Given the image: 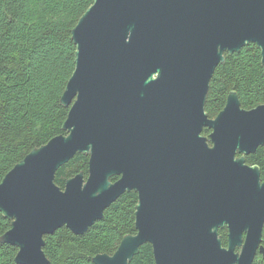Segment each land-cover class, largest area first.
Wrapping results in <instances>:
<instances>
[{"label": "water", "instance_id": "95a60500", "mask_svg": "<svg viewBox=\"0 0 264 264\" xmlns=\"http://www.w3.org/2000/svg\"><path fill=\"white\" fill-rule=\"evenodd\" d=\"M72 39L65 133L0 182V211L11 220L0 242L18 247L17 263L50 264L45 235L84 234L128 191L138 193L137 232L95 264H130L145 243L156 264L264 257V179L246 159L264 145V103L244 108L231 90L216 117L206 110L226 53L256 43L264 67V0H94ZM77 153L89 156L88 176L62 188L57 171Z\"/></svg>", "mask_w": 264, "mask_h": 264}, {"label": "trees", "instance_id": "16d2710c", "mask_svg": "<svg viewBox=\"0 0 264 264\" xmlns=\"http://www.w3.org/2000/svg\"><path fill=\"white\" fill-rule=\"evenodd\" d=\"M94 0H0V182L32 149L65 133L69 107L60 99L75 69L76 45L72 29ZM218 65L211 79L206 110L216 117L236 90L244 108L264 103V67L261 49L250 43ZM204 134L210 129L205 128ZM260 166L264 179V145L246 156ZM84 172L89 156L77 153L61 166L56 183ZM118 177H113L115 181ZM138 193L128 191L114 201L104 217L82 235L67 227L45 235V253L50 264H95L99 253L113 254L126 234L136 233ZM11 220L0 211V236ZM228 244L227 227L220 229ZM264 239V231H263ZM18 247L0 242V264H19ZM130 264H156L153 246L145 243ZM253 264H264L258 253Z\"/></svg>", "mask_w": 264, "mask_h": 264}, {"label": "flooded vegetation", "instance_id": "af4514ba", "mask_svg": "<svg viewBox=\"0 0 264 264\" xmlns=\"http://www.w3.org/2000/svg\"><path fill=\"white\" fill-rule=\"evenodd\" d=\"M118 179V178H117ZM132 234H136V233H132ZM258 254V253H257Z\"/></svg>", "mask_w": 264, "mask_h": 264}]
</instances>
